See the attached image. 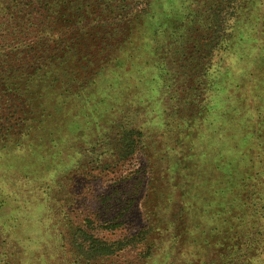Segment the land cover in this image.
Instances as JSON below:
<instances>
[{
  "label": "rangeland",
  "instance_id": "obj_1",
  "mask_svg": "<svg viewBox=\"0 0 264 264\" xmlns=\"http://www.w3.org/2000/svg\"><path fill=\"white\" fill-rule=\"evenodd\" d=\"M116 1L106 58L33 66L29 125L0 143V264H264V0L226 31L217 0Z\"/></svg>",
  "mask_w": 264,
  "mask_h": 264
},
{
  "label": "trees",
  "instance_id": "obj_2",
  "mask_svg": "<svg viewBox=\"0 0 264 264\" xmlns=\"http://www.w3.org/2000/svg\"><path fill=\"white\" fill-rule=\"evenodd\" d=\"M87 1L91 2L87 3ZM244 1L217 0L216 5L206 6L209 12H223L224 17H228L227 24L222 28L217 26L216 29L231 30L229 22L237 15L238 10L243 8ZM61 3L62 0H0V79H4L0 82V101H4V104L0 103V110L3 107L2 114L5 115L0 119V143L8 134L13 133V130L22 131V127L27 128L29 125L22 97H26L29 91L25 87L31 85L28 80L33 79L35 64L41 63V67L44 65L43 68L51 64L59 66L64 63L65 53L79 42L86 47L84 58L87 62L94 58L104 59L106 58L103 56L104 52L95 50L93 44L102 46L107 43L120 44L126 38L122 32L126 29V24L131 23L132 20L131 12L124 10L128 8L125 4H120L116 0H86L84 3L87 5L83 11L79 9L68 13L67 7L66 10L64 8L65 4ZM79 15L83 19L82 27L88 28L87 33L83 35H79L82 28L78 20ZM207 19L203 40L210 37L215 27L209 21L210 16ZM89 25L95 30L94 32H90ZM100 30L107 33H102ZM229 32L232 34V31ZM207 45V42L203 43V47ZM185 66L183 64V67ZM25 80L28 82L23 84ZM4 128L7 132L2 133ZM123 133V140H128L134 149L137 141L135 136H140L141 132L130 130ZM150 203L151 199L145 201L146 208ZM174 239L175 236L172 235L170 238L172 243ZM96 242H99L98 248L105 253L116 252L105 247L107 243L99 239ZM153 247L154 244H149L146 240V255L150 256ZM170 247H174L173 244Z\"/></svg>",
  "mask_w": 264,
  "mask_h": 264
}]
</instances>
